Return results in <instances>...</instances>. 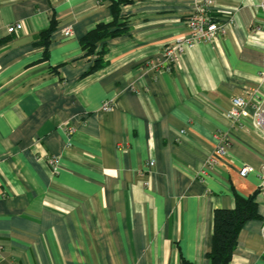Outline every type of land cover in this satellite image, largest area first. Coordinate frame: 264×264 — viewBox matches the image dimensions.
Wrapping results in <instances>:
<instances>
[{
  "label": "crops",
  "instance_id": "1",
  "mask_svg": "<svg viewBox=\"0 0 264 264\" xmlns=\"http://www.w3.org/2000/svg\"><path fill=\"white\" fill-rule=\"evenodd\" d=\"M118 1L0 0V264H211L213 211L257 192L229 264H264V135L225 117L264 93V0H214L225 33L169 71L196 0ZM115 20L120 36L83 48Z\"/></svg>",
  "mask_w": 264,
  "mask_h": 264
},
{
  "label": "built area",
  "instance_id": "2",
  "mask_svg": "<svg viewBox=\"0 0 264 264\" xmlns=\"http://www.w3.org/2000/svg\"><path fill=\"white\" fill-rule=\"evenodd\" d=\"M214 0H196L193 4L191 11L184 20V24L187 30V34L183 37H179L174 40L173 43L166 46L161 55L163 57V67L166 71H169L171 67L178 61L179 57L187 48L193 47L199 43H210L212 42L218 34H224L228 23H230V18H224V22H221L213 14ZM258 8L264 11V2H262ZM22 28L20 23L7 29L8 33H13ZM258 30V28H255ZM65 36L71 35V30L66 29L64 31ZM264 75V74H263ZM264 83V76H263ZM231 109L225 113L226 119L230 122L232 126H238L242 128L244 120H249L252 127L264 135V93L259 90H251L247 98L233 97L231 99ZM113 109V103L111 101L103 102L101 110L103 112H108ZM73 128H68L67 134L71 135ZM229 149V138L224 136L220 138L219 144L216 148V153L224 155ZM214 161L209 160L207 165L212 167ZM49 165L54 172L58 171L59 162L57 157H52L49 160ZM154 161H149L146 164V172L151 175L152 168L154 167ZM253 172V168L248 165H244L240 171L239 175L241 177H246L249 173ZM262 184L259 190V194L264 197V171L261 174ZM147 188L149 186L148 182L144 183ZM262 230L264 232V219L262 221Z\"/></svg>",
  "mask_w": 264,
  "mask_h": 264
},
{
  "label": "trees",
  "instance_id": "3",
  "mask_svg": "<svg viewBox=\"0 0 264 264\" xmlns=\"http://www.w3.org/2000/svg\"><path fill=\"white\" fill-rule=\"evenodd\" d=\"M129 2L130 0H119L117 4ZM124 29L116 20L109 24H99L82 39V46L92 50L100 41L120 36ZM51 31L52 27L40 34L43 44H47ZM257 195L258 192L248 198L237 195L232 209L213 211L212 245L207 255L211 264H229L242 226L250 220L260 218L255 201Z\"/></svg>",
  "mask_w": 264,
  "mask_h": 264
}]
</instances>
